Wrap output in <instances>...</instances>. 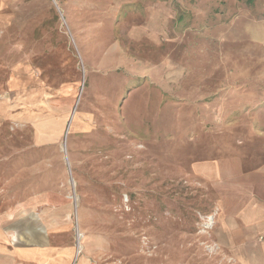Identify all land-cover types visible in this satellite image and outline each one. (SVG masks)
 <instances>
[{"label":"rangeland","instance_id":"374dc122","mask_svg":"<svg viewBox=\"0 0 264 264\" xmlns=\"http://www.w3.org/2000/svg\"><path fill=\"white\" fill-rule=\"evenodd\" d=\"M234 158L264 161V0H0L1 247L238 264L210 174Z\"/></svg>","mask_w":264,"mask_h":264},{"label":"crops","instance_id":"0c3cea01","mask_svg":"<svg viewBox=\"0 0 264 264\" xmlns=\"http://www.w3.org/2000/svg\"><path fill=\"white\" fill-rule=\"evenodd\" d=\"M248 166L236 158L212 166V184L220 193L218 225L213 238L238 264H264V161L249 169ZM37 235L34 247L0 246V264L69 262L71 250L47 252ZM11 239L19 243L21 236Z\"/></svg>","mask_w":264,"mask_h":264},{"label":"built area","instance_id":"2783aa9c","mask_svg":"<svg viewBox=\"0 0 264 264\" xmlns=\"http://www.w3.org/2000/svg\"><path fill=\"white\" fill-rule=\"evenodd\" d=\"M206 225V233H207V230H209V229H212V227H213V218H211L210 220H208V223L207 224H205Z\"/></svg>","mask_w":264,"mask_h":264},{"label":"water","instance_id":"95a60500","mask_svg":"<svg viewBox=\"0 0 264 264\" xmlns=\"http://www.w3.org/2000/svg\"><path fill=\"white\" fill-rule=\"evenodd\" d=\"M66 131H67V129H66L65 132H64V136L66 135Z\"/></svg>","mask_w":264,"mask_h":264}]
</instances>
